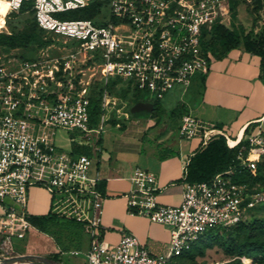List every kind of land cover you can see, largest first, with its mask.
<instances>
[{"label": "built area", "instance_id": "built-area-1", "mask_svg": "<svg viewBox=\"0 0 264 264\" xmlns=\"http://www.w3.org/2000/svg\"><path fill=\"white\" fill-rule=\"evenodd\" d=\"M92 1L109 6L107 20L59 16ZM23 2L30 3L49 43L32 57L0 64V237L5 251L13 249V236L35 228L27 210L29 188L35 185L50 195L51 213L82 224L89 240L85 264H182L178 257L205 232L247 219L254 202L247 188L232 180L231 169L205 181H183L181 201L170 205L156 201L155 174L136 167L134 187L125 194L128 210L166 226L168 242L151 253L135 235L123 232L110 244L101 236L104 195L99 176L92 173L93 157L74 150H98L104 122L120 100L108 89L111 82L159 102L176 87L188 86L195 73L204 74L211 55L202 41L225 0H8L9 10ZM53 48L62 52L54 54ZM95 83L103 87L102 113L90 125L88 89ZM59 129L78 134V139L69 137L67 150L55 142ZM206 131L198 118L181 117L182 138L200 135L204 144ZM218 134L229 148L235 146L224 132ZM246 139L248 150L244 154L242 147L237 158L254 173L264 139L259 131Z\"/></svg>", "mask_w": 264, "mask_h": 264}, {"label": "rangeland", "instance_id": "rangeland-1", "mask_svg": "<svg viewBox=\"0 0 264 264\" xmlns=\"http://www.w3.org/2000/svg\"><path fill=\"white\" fill-rule=\"evenodd\" d=\"M87 13L83 12L82 14L88 15ZM71 15L60 14L59 16L69 17ZM89 15L93 19L104 21L109 18L110 8L104 5L101 6V10L98 13L91 11ZM3 24L6 28H2ZM213 24L216 26V40L209 46L207 51L211 56L217 57L223 54L226 48L233 46L237 38L241 39L245 35L250 37L261 34L264 31V0H225ZM0 29L3 32L6 29L8 32L4 34L10 35L12 33L14 37L21 40L15 45L0 44V64L32 57L39 49L46 47L44 44L36 46V40L31 37V35L36 33L32 11L24 8L18 11L9 10L8 0H0ZM25 37L29 38L27 42L24 41ZM52 51H54V54L62 52L56 48H53ZM201 78L202 74L197 72L191 76L188 86L176 87L161 98L153 115L142 113L135 116L129 115L128 118L125 117L124 113L128 112L130 108L132 92L129 88L126 90L125 88L127 87L122 83L115 84L113 91L119 96L120 100L116 101L111 109L109 119L104 122L102 134L106 149L110 152L114 147L117 148L120 145V147L125 148L122 157L126 159V163L138 165L140 168L149 167L150 169L155 162L152 152L155 149L157 150V147L161 144L144 138L142 140L144 149L140 152L137 149L139 147L137 145L140 143L137 137L143 128L154 125L155 127L151 129H166L170 133V139L174 142L177 140L200 141V135H195L188 139L182 138L179 135L178 127L184 114H190L198 118L202 123L201 118L195 111L202 88ZM122 88L126 91L125 96L120 93ZM88 92L92 93L93 88L88 89ZM146 98L154 100L152 96H146ZM99 110L101 114V105H99ZM232 131L234 130L222 131L228 136L231 143L239 138L247 142V136L256 131H259V136L264 139V121L249 123L243 132V137L238 136L236 138L235 132ZM70 136L77 138L78 134L77 132H67L59 129L56 132L55 142L63 150H67L70 146ZM239 141L232 144L235 145ZM89 143H91L90 147L93 149V141L90 140ZM96 154L95 152L91 153L93 159L96 158ZM34 172L35 176H38L39 170L37 168H35ZM255 173L256 176L254 177L245 175L244 179H242L243 181L234 180L231 177L234 182L243 184L247 188L248 198L254 202L248 211L246 219L252 223V228L248 230H233L230 234L220 236L218 242L210 248L200 247L194 249L193 257L184 260L182 264H224L234 258H238L236 254L238 244L244 240L257 237L264 241V233L260 226L261 222L264 221V147L261 148L257 158ZM52 200L55 203L57 199ZM50 206L51 197L42 187L35 185L29 188V208L33 215L46 211L47 207V209H50ZM58 208V206L54 205L52 210L56 211ZM66 220L68 219L62 217L45 220L40 225H36L35 228L29 229L24 236H13L11 238L12 250L5 251V248L1 246L2 238L0 237V259L7 260L11 256L31 254L43 256L63 264H85L84 255L88 249V234L79 225ZM73 251H78V253L74 254L72 253ZM244 259L240 257L241 264H252L251 259L249 261ZM19 263L21 262L8 264ZM29 264L40 263L31 262ZM261 264H264V262Z\"/></svg>", "mask_w": 264, "mask_h": 264}, {"label": "crops", "instance_id": "crops-1", "mask_svg": "<svg viewBox=\"0 0 264 264\" xmlns=\"http://www.w3.org/2000/svg\"><path fill=\"white\" fill-rule=\"evenodd\" d=\"M201 85L195 111L204 127L212 133L231 129L236 138L243 137L249 123L264 121V74L260 57L246 51L242 45L229 49L222 56H211L208 68L202 74ZM154 127L151 125L142 129L137 137L141 143L137 149L143 151L144 138L161 144L152 152L155 159L152 167L143 168L153 171L156 176V201L175 205L181 201L183 182L179 179L183 176L188 159L204 144L201 140L174 142L166 129H151ZM124 149L119 145L109 152L101 134V144L95 151L97 154L93 159L92 173L99 176L98 185L104 195L100 218L101 236L106 242L114 244L123 232H129L151 253H158L168 242L169 230L143 215L129 212L125 194L134 187L131 177L138 165L126 163L122 157ZM47 208L38 215L46 214L49 211ZM27 209L33 215L29 200Z\"/></svg>", "mask_w": 264, "mask_h": 264}, {"label": "trees", "instance_id": "trees-1", "mask_svg": "<svg viewBox=\"0 0 264 264\" xmlns=\"http://www.w3.org/2000/svg\"><path fill=\"white\" fill-rule=\"evenodd\" d=\"M104 2L101 1H93L88 5L86 8L73 10L64 14H69L72 18H92L89 17L92 12L98 13L101 10V6H104ZM30 9L34 16V11L30 8L29 2H23L18 10L20 9ZM91 8V9H90ZM90 9V10H89ZM17 10V11H18ZM79 12V13H78ZM83 12H88V15H83ZM35 20V17H34ZM35 26H36V33L31 35L33 39L36 40V46L39 45H46L49 43V39L45 38L44 32L37 26L36 20H35ZM213 29V30H212ZM6 32L0 31V44H6V45H15L18 41L16 37L13 36L11 33L10 35L4 34ZM29 40L28 37H25L24 41L27 42ZM216 40V26L211 27L207 39L202 41L203 48L207 51L209 46H211ZM239 45H242L244 49L248 52H251L253 54H256L260 57V65L264 74V31L261 32V34H256L253 36L248 37L245 35L241 39L237 38V41L234 43L233 46L226 48V51H228L231 48L237 47ZM226 51L219 55L222 56L226 53ZM217 56V57H219ZM115 83L111 82L108 89L112 92L113 87ZM93 92L90 93L89 98V117H90V125H95L98 122V119L100 117V96L101 91L103 87L100 83H95L93 86ZM128 90V88H125ZM125 89H120V93L124 96L126 95ZM115 93V92H114ZM116 94V93H115ZM146 94L139 93V92H132L131 94V105L130 107L138 102V101H149L153 104V109L151 112L146 111H140L137 113H130L129 115L135 116L138 114H147V115H153V113L158 108V102L156 100H150L146 98ZM130 109V108H129ZM247 127V126H246ZM246 127L244 131L246 130ZM220 129V128H219ZM97 145L99 146L101 144V134L99 135V138L97 139ZM243 147V152L246 154L248 150V143L245 142L243 139H241L233 148H229L226 144L225 137L218 134L215 136H212L209 138V140L204 143L203 146L198 147L192 156L189 157L188 162L185 167V171L183 173L182 178H180V181H187V182H200L208 180L210 177H212L214 174L218 172H223L227 169L232 170L231 177L234 180L243 181L245 175L249 176H256V163H255V171L254 173H251L247 168L242 167L240 165V161L237 158V152ZM74 150L81 153H86L88 155H91V152L89 149L84 148H76L74 147ZM232 179V180H233ZM233 180V181H234ZM60 216H57L50 211H48L46 214H40V215H29L30 222L36 226L40 225L45 220H51L54 218H58ZM61 218V217H60ZM73 222L80 226V228L84 231L82 224L75 222L73 220H66ZM261 230L264 233V221L260 224ZM252 228V223L248 220L238 222L230 227L227 228H218V229H211L207 232H205L198 241L186 252L182 253L178 260L181 262H184V260L193 257V250L200 247H207L210 248L216 242H218V238L224 234H230L233 230L242 229V230H248ZM238 258H234L224 264H241L240 257L245 258L244 260L251 259L252 264H261L264 262V241L261 239L255 237V238H248L238 244L237 252ZM181 259V260H180Z\"/></svg>", "mask_w": 264, "mask_h": 264}, {"label": "water", "instance_id": "water-1", "mask_svg": "<svg viewBox=\"0 0 264 264\" xmlns=\"http://www.w3.org/2000/svg\"><path fill=\"white\" fill-rule=\"evenodd\" d=\"M153 109V104L149 101L145 102V101H138L136 103H134L130 109L129 112L130 113H137L140 111H146V112H151ZM30 259L33 263H40V264H63V263H59V262H54L46 257L43 256H38V255H31V254H21V255H15V256H11L10 258H8L7 260H3V261H18V260H22V259ZM2 264V263H0Z\"/></svg>", "mask_w": 264, "mask_h": 264}, {"label": "bare ground", "instance_id": "bare-ground-1", "mask_svg": "<svg viewBox=\"0 0 264 264\" xmlns=\"http://www.w3.org/2000/svg\"><path fill=\"white\" fill-rule=\"evenodd\" d=\"M8 5H9V3H8ZM214 135H215V133H212V131L207 130L206 133H205L206 142L209 140V138H211V137L214 136ZM228 141H229V139H228ZM237 141H238V140H233L232 143H236ZM229 143H230L231 145H233L230 141H229ZM10 262H21V263H19V264H29V263H31L32 261H31L30 259H27V258L22 259V260H18V261H3L2 259H0V263H2V264H8V263H10Z\"/></svg>", "mask_w": 264, "mask_h": 264}]
</instances>
